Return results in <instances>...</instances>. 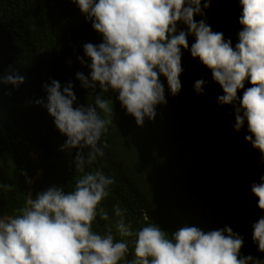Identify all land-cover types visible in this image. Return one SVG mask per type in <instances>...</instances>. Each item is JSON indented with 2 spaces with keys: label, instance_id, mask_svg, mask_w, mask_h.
Masks as SVG:
<instances>
[{
  "label": "clouds",
  "instance_id": "1",
  "mask_svg": "<svg viewBox=\"0 0 264 264\" xmlns=\"http://www.w3.org/2000/svg\"><path fill=\"white\" fill-rule=\"evenodd\" d=\"M70 2L102 37L99 44L83 45L90 63L77 57L90 72L87 76L77 72L76 79L94 93V102L77 104L73 84L52 79L42 85L46 98L34 103L47 110L66 137L60 149L76 150L73 167L80 176L71 190L52 185L34 199L29 193L16 215H0V264H264V257L241 253L244 237L227 225L205 232L185 224L169 235L155 223L133 229L125 219L126 209L119 206L110 217L101 202L109 196L114 179L102 170H88L105 155L102 136L113 115V105L97 88L115 93L126 114L142 127L146 118L154 120L158 105L167 103L161 76L169 95L180 93L182 49L210 70L223 92L218 105L231 106L232 128L239 133L246 126L244 139L258 151L259 165H264V0H237L242 27L235 44L207 23L205 10L211 0ZM196 16L201 18L197 21ZM188 37L194 38L190 47ZM24 82L16 70L0 75V84L16 88ZM206 83L197 79L194 91L204 94ZM246 83L251 86L245 87ZM250 189L262 210L251 224L252 242L264 253V174ZM98 220L104 222L102 231L93 230L94 222L101 227ZM130 243L134 258L128 260Z\"/></svg>",
  "mask_w": 264,
  "mask_h": 264
},
{
  "label": "trees",
  "instance_id": "2",
  "mask_svg": "<svg viewBox=\"0 0 264 264\" xmlns=\"http://www.w3.org/2000/svg\"><path fill=\"white\" fill-rule=\"evenodd\" d=\"M239 14L237 0H211L205 10L212 30L233 44L242 27ZM187 39L190 47L194 38ZM87 42L96 45L102 37L70 0H0V75L16 70L25 77L16 88L0 84V185L12 186L0 187V215L5 218L25 206L29 193L34 199L52 185L71 190L80 176L73 167L76 150L60 149L66 137L34 101L46 98L42 85L55 79L73 84L77 104L94 102V93L76 79L77 72H90L77 59L88 61L83 52ZM182 53L180 93L169 95L161 76L167 103L158 105L154 120L146 118L142 127L126 114L115 93L97 88L113 105L112 122L102 136L105 155L88 169L114 179L101 206L110 217L114 206L126 209L133 229L155 223L169 235L185 224L205 232L227 225L244 237L243 255L264 257L252 242L251 224L262 210L250 189L264 174V165L244 139L246 126L239 133L232 128L231 106L218 105L223 92L210 70L189 51ZM201 78L207 83L204 94H197L193 84ZM100 115L104 117L102 111ZM98 223L101 227L94 222V231H102L104 222ZM133 258L130 243L127 259Z\"/></svg>",
  "mask_w": 264,
  "mask_h": 264
}]
</instances>
